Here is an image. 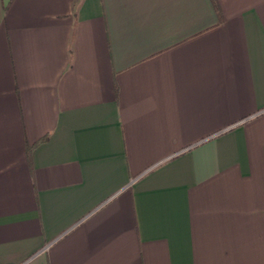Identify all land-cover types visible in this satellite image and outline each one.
Segmentation results:
<instances>
[{
	"label": "crops",
	"instance_id": "obj_1",
	"mask_svg": "<svg viewBox=\"0 0 264 264\" xmlns=\"http://www.w3.org/2000/svg\"><path fill=\"white\" fill-rule=\"evenodd\" d=\"M216 1L0 0V264H264V0Z\"/></svg>",
	"mask_w": 264,
	"mask_h": 264
},
{
	"label": "trees",
	"instance_id": "obj_2",
	"mask_svg": "<svg viewBox=\"0 0 264 264\" xmlns=\"http://www.w3.org/2000/svg\"><path fill=\"white\" fill-rule=\"evenodd\" d=\"M215 11L220 14V11H219V6L217 4V1L216 0H210ZM46 136H44L43 138H41L40 140H38L37 142H35L34 144L30 145V146H27V157L28 159L30 160V154H31V151L34 147H36L39 143L43 142L46 140Z\"/></svg>",
	"mask_w": 264,
	"mask_h": 264
},
{
	"label": "built area",
	"instance_id": "obj_3",
	"mask_svg": "<svg viewBox=\"0 0 264 264\" xmlns=\"http://www.w3.org/2000/svg\"><path fill=\"white\" fill-rule=\"evenodd\" d=\"M263 112H264V109H262L261 112L260 113H257V114L259 115V114H262Z\"/></svg>",
	"mask_w": 264,
	"mask_h": 264
}]
</instances>
